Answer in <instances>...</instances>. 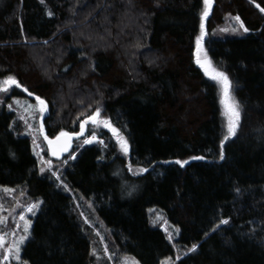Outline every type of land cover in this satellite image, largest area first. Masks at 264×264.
<instances>
[{
	"label": "trees",
	"instance_id": "16d2710c",
	"mask_svg": "<svg viewBox=\"0 0 264 264\" xmlns=\"http://www.w3.org/2000/svg\"><path fill=\"white\" fill-rule=\"evenodd\" d=\"M257 4L264 8V0H212L205 18L204 48L228 76L241 112L220 159L227 135L220 85L195 62L202 0H0V79L20 85L0 92V196H15L7 206L41 201L22 264H106L108 256L93 255L99 235L82 217L87 206L108 245L139 264H264V13ZM21 89L46 101L41 154L8 107L26 96ZM97 106L128 140V155L109 129L86 123L85 134L102 143L78 139L76 159L52 158L44 137L79 130ZM43 159L62 183L47 167L40 172ZM129 165L148 171L133 175ZM6 208L0 200V216ZM222 218L229 224L209 231ZM193 244L197 250L187 252Z\"/></svg>",
	"mask_w": 264,
	"mask_h": 264
},
{
	"label": "snow or ice",
	"instance_id": "6c2138e0",
	"mask_svg": "<svg viewBox=\"0 0 264 264\" xmlns=\"http://www.w3.org/2000/svg\"><path fill=\"white\" fill-rule=\"evenodd\" d=\"M44 0H41V3H43ZM204 8L203 11L200 13V32L199 35L196 36L195 38V43H196V59L195 62L204 70V74L206 76H210L213 80L218 81L221 86H222V97H221V103L225 105V114L228 117V124H227V135L223 137L220 141V146H221V151L219 158L224 159L225 158V153L223 151L225 142L232 136L236 134L239 122L241 120V112L239 110V104L235 102L234 100H231L229 97V90L231 87V82L228 78V76L214 67H212L211 62L207 60L206 58V53L204 59L201 58L200 53L203 52V43L202 41L204 40V37L206 35V30H205V18L208 17L209 15V9L212 5V0H203ZM259 10L264 13V8H261L259 4L256 5ZM49 16L52 15L51 12L47 13ZM234 19L239 23V27L243 29L244 32H248V29L244 26L242 22H240L239 16L234 17ZM222 32L228 31L227 28L221 29ZM232 32H236L237 29L233 27L231 29ZM13 86L19 87L18 81L15 79L13 76H8L5 77L0 83V92L2 93H9L11 91V88ZM27 91V89H25ZM29 96H33V93L28 92ZM35 100L37 102V107L38 110L41 114H43L46 110V101L41 98L39 95L35 96ZM11 108V105H9ZM32 108L33 106H29ZM91 107V105H90ZM101 113L102 109L97 106L95 111L92 112L91 115H86L85 119L80 121V127L81 131L83 132L86 123H91L93 125H96L97 127L102 126L103 128L109 129L113 135L116 137L117 144L120 147V151L123 152L125 155H128L129 153V144L128 140L120 133V130L115 128L112 125V122L108 118H101ZM11 127V125H10ZM40 134L43 135V127L40 129ZM73 136H80V133H69L61 130L56 137L49 139L47 136L44 137L45 141L47 142L49 148V154L51 156H55L59 158L61 152H67L68 151V144L71 141V138ZM63 138V146L57 147L61 139ZM94 142H100L98 141L95 133L89 138H86L83 140L84 145L92 144ZM33 144L35 145V138L33 139ZM83 145H81L82 147ZM76 153H70L69 154V159H76ZM42 159V158H41ZM98 159H102V157H98ZM193 159H204V157H193ZM67 163V161H65ZM167 163V162H166ZM174 163L179 164L181 167H183L185 164H187V161H181V160H175ZM44 167L40 168V172L43 173L45 171V167L48 168L49 171L51 170V161H45L44 162ZM129 172H132L133 175L139 176L140 174H143L148 171L147 168L137 166V169L133 171L131 165L128 166ZM52 176L56 178L57 181H61V176L58 174L57 171H52ZM62 183V181H61ZM63 187L67 190L68 185L63 184ZM5 191H9V189H5ZM237 193L239 192V189H236ZM23 195V193H21ZM41 204V201L37 200L34 203L28 204L25 211L31 212L32 214H35L34 210ZM82 215V214H81ZM19 219L20 221H23L24 227H23V232L24 235L20 236L18 239H14L10 242L7 243L5 246V240L6 236L3 233H0V249H2V255H0V264H4V261L8 260H20V246L25 242L26 238L29 235V226H30V221L25 219L24 212H20L19 214ZM5 222V217L0 216V224ZM229 219L227 218H222L220 219L217 223L213 225L209 231L215 232L216 230L219 229L220 225H226L229 224ZM85 223H87V220H85ZM17 227H19V224H17ZM208 235V232H205V236ZM169 240H171V236L168 237ZM198 245L193 244L191 247L187 249V252H195L197 250ZM107 252V250H105ZM27 264V262H25ZM126 264V262H125ZM161 264H167V261H162Z\"/></svg>",
	"mask_w": 264,
	"mask_h": 264
},
{
	"label": "rangeland",
	"instance_id": "374dc122",
	"mask_svg": "<svg viewBox=\"0 0 264 264\" xmlns=\"http://www.w3.org/2000/svg\"><path fill=\"white\" fill-rule=\"evenodd\" d=\"M202 5L204 8V4H203V0H202ZM223 28V27H222ZM220 28V29H222ZM203 43V41H202ZM195 53H196V43H195ZM205 53H206V58L208 61L211 62L206 49L204 48L203 45V52L200 53L201 58L204 59L205 57ZM212 65V63H211ZM213 67V66H212ZM210 77V76H208ZM4 78L0 79V83H2ZM218 82V81H217ZM218 84L220 85V89H221V97H222V86L221 84L218 82ZM21 91L24 92L23 89H21ZM25 93V92H24ZM26 94V93H25ZM229 97L231 100H233L229 94ZM13 103L9 102V105H11V108L14 112H17V114H19V118L20 121L22 122V124L25 126L26 131L32 136V138H35V143H36V149L38 153H42V147H41V142H39V137H38V128H39V124H38V118L40 115V112L38 110L37 107V102L35 100H32L27 94L26 96H14L12 97ZM33 106L32 108H30L29 106ZM222 112H223V117L225 120V124H226V132H227V124H228V117L225 114V105L222 104ZM77 131H72L69 133H73V132H78ZM66 132V131H65ZM93 135V133L91 135L88 134H83L82 136L76 137L71 139V141L68 144V151L67 152H61L59 158H62L64 156H66L67 154H69L72 150V148L74 146H76L77 143L76 140L78 139H82L81 142H83L84 139L89 138ZM63 138L61 139V141L59 142V144L57 145V147L59 146H63ZM48 151V150H47ZM49 153V151H48ZM50 155V154H49ZM51 156V155H50ZM52 158H57L55 156H51ZM45 161H48L49 159H43ZM15 196L12 195L11 193L8 194L7 196L3 195L0 196V200H1V204L2 205H6V213L3 214V217H5V222L0 224V233L5 234L6 236V240H5V246L7 245L8 242L14 240V239H18L20 236L24 235L23 232V221H20L19 219V214L20 212H24L25 215V219L31 222V217L34 216L31 212H27L25 211L26 207L28 204H31L33 202H21V200H17L15 201L16 204L14 206H7V204L10 203V200H14ZM20 205V210H17V206ZM82 208V205H81ZM37 210V208L34 210V212ZM82 214V213H81ZM83 214L82 217L84 218V220H88L91 225L94 227L95 232L99 235V245L93 249V255L95 258L98 257H106L108 256V261H106V264H139V262L133 258H130L128 256H125L121 253L116 252V250L112 247L109 246L107 243V237H106V229L105 227L96 219L95 215L89 210L88 206L87 208H84L83 210ZM157 217L160 218L159 213H156ZM17 224H19V227H17ZM32 225V223H31ZM29 226V230H30ZM21 248V246H20ZM110 248L112 250H110ZM21 250V249H20ZM107 250V252L105 251ZM21 254V252H20ZM0 255H2V249H0ZM4 264H22L21 260L16 261V260H8V261H4ZM167 264H169V261H167Z\"/></svg>",
	"mask_w": 264,
	"mask_h": 264
},
{
	"label": "water",
	"instance_id": "95a60500",
	"mask_svg": "<svg viewBox=\"0 0 264 264\" xmlns=\"http://www.w3.org/2000/svg\"><path fill=\"white\" fill-rule=\"evenodd\" d=\"M76 133H80V136H82L84 133H85V128H84V130H83V132L81 131V127L79 128V131L78 132H76ZM77 136H73L71 139H73V138H76Z\"/></svg>",
	"mask_w": 264,
	"mask_h": 264
},
{
	"label": "flooded vegetation",
	"instance_id": "af4514ba",
	"mask_svg": "<svg viewBox=\"0 0 264 264\" xmlns=\"http://www.w3.org/2000/svg\"><path fill=\"white\" fill-rule=\"evenodd\" d=\"M63 142V141H62Z\"/></svg>",
	"mask_w": 264,
	"mask_h": 264
}]
</instances>
